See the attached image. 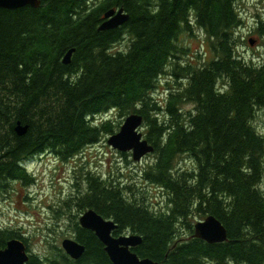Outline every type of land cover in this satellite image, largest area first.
Masks as SVG:
<instances>
[{
	"label": "trees",
	"instance_id": "obj_1",
	"mask_svg": "<svg viewBox=\"0 0 264 264\" xmlns=\"http://www.w3.org/2000/svg\"><path fill=\"white\" fill-rule=\"evenodd\" d=\"M237 1L39 0L37 7L0 8V185L33 182L24 165L33 155L66 160L115 132L113 118L97 120L102 114L139 113L154 148L141 174L159 185L165 202L154 211L130 186L86 172L85 190L65 204L82 256L74 260L54 247L56 256L30 254L25 264H113L94 232L78 222L86 209L113 220L115 236H141L131 248L140 258L264 264V135L252 125L256 108L264 107V52L258 62L237 52ZM113 7H123L127 21L98 30ZM194 27L211 55L182 65L180 35ZM121 41L125 47L114 48ZM162 74L184 83L159 106L151 94ZM183 101L194 109L181 110ZM17 121L27 125L25 134L15 132ZM184 155L195 167L176 166ZM209 214L226 228V241L209 244L192 235V218ZM13 237L27 243L16 230L0 228V249Z\"/></svg>",
	"mask_w": 264,
	"mask_h": 264
},
{
	"label": "rangeland",
	"instance_id": "obj_2",
	"mask_svg": "<svg viewBox=\"0 0 264 264\" xmlns=\"http://www.w3.org/2000/svg\"><path fill=\"white\" fill-rule=\"evenodd\" d=\"M236 8L240 20L235 28L236 50L245 59L258 62L264 52V0H238ZM180 38V45L186 49L185 54L181 55L180 64H199L211 55L208 41L201 29L194 27L191 34L182 33ZM249 40L253 41L252 45ZM125 44L121 41L114 48H124ZM183 83L184 80L169 78L166 74L159 75L157 86L151 95L156 101L163 102L170 91L181 88ZM159 104L160 102L157 103ZM180 107L185 112L194 109L193 104L188 101H183ZM102 117L113 118L114 123L119 125L116 131L125 119L114 111L102 114L97 120ZM252 125L264 135V107L256 108ZM141 131L145 135L144 124ZM109 135L104 134L100 141L66 160L49 152L31 156L25 161L26 169L33 178L30 184L25 185L18 180L2 181L0 228L13 229L24 235L29 254L56 256L57 249L54 247L62 249L63 239L75 238L65 204L70 202L78 190H85L86 172L102 179L109 178L113 184L130 186L133 193L154 211L164 208L163 191L159 185L145 180L141 174L154 160L153 151L144 155L141 161H134L130 153H122L107 144ZM176 166L192 169L195 164L184 155L177 158ZM129 196L132 197L131 192ZM72 213H75L74 209ZM82 213L78 216V222ZM198 220L201 219L196 216L192 218V223ZM187 233L186 230L181 231L183 239L188 237Z\"/></svg>",
	"mask_w": 264,
	"mask_h": 264
},
{
	"label": "water",
	"instance_id": "obj_3",
	"mask_svg": "<svg viewBox=\"0 0 264 264\" xmlns=\"http://www.w3.org/2000/svg\"><path fill=\"white\" fill-rule=\"evenodd\" d=\"M38 3V0H0V8L17 9L25 5L38 6ZM117 10V15L111 19L108 18L113 14V10L105 12L104 16L107 20L102 23L101 29H108L122 22L124 19H128V16L122 17L121 15L123 7H119ZM249 43L252 45L253 41L249 40ZM71 53L72 50L68 51L65 55V63L70 62ZM142 123L143 118L141 114L131 113L127 115L120 129L108 137L107 144L121 152H131L132 159L139 161L144 155L153 150V147L141 131ZM15 130L18 135H23L26 132V126H21L18 123ZM79 222L83 227L94 232L99 241L104 245V250L113 264H171L155 261L148 257H138L131 248L141 243V236L130 234L118 238L112 237L111 232L116 226L112 221L102 219L93 211L86 212L81 216ZM192 235L209 244L227 240L226 228L213 215L196 221L193 224ZM61 247L75 260L79 259L85 250L83 245L69 238L62 240ZM27 258L24 244L16 239L8 241L7 247L0 250V264H24Z\"/></svg>",
	"mask_w": 264,
	"mask_h": 264
},
{
	"label": "bare ground",
	"instance_id": "obj_4",
	"mask_svg": "<svg viewBox=\"0 0 264 264\" xmlns=\"http://www.w3.org/2000/svg\"><path fill=\"white\" fill-rule=\"evenodd\" d=\"M39 1V0H38ZM38 5H39V3H38ZM30 6H32V5H30ZM33 7H37V6H33ZM117 8H119V7H117ZM117 8H109V9H107L106 11H108V10H113V14L108 18V19H111V18H114L116 15H117V12H118V10H117ZM105 11V12H106ZM105 12H104V14H105ZM121 15H122V17H124V16H128V14L124 11V9L122 10V12H121ZM121 17V18H122ZM107 20V18H105V16L103 15V20L101 21V23L99 24V26H98V30H100V31H102V30H108V29H113V28H117V27H119V26H121L122 24H124L126 21H127V19H124L122 22H120V23H118L117 25H115V26H112V27H110V28H108V29H101L100 28V26L102 25V23L103 22H105ZM70 50H72V53L74 52V48H70V49H68L65 53H64V55H63V57H62V62L64 63V64H66L65 62H64V57H65V55L67 54V52L68 51H70ZM72 53H71V56H72ZM126 118V117H125ZM124 122V121H123ZM20 124L21 126H26V131H27V125H22L19 121H17V123H16V125H15V127L17 126V124ZM123 124V123H122ZM121 127V126H120ZM120 129V128H119ZM14 130H15V128H14ZM15 132H16V130H15ZM117 132V131H116ZM116 132H113V133H116ZM17 133V132H16ZM112 133V134H113ZM25 134V133H24ZM111 135V134H110ZM109 135V136H110ZM108 136V137H109ZM108 139V138H107ZM107 142V141H106ZM150 144V143H149ZM109 145V144H108ZM151 145V144H150ZM111 146V145H110ZM152 146V145H151ZM153 147V146H152ZM113 148V147H112ZM114 149H116V148H114ZM154 149V148H153ZM117 150V149H116ZM119 151V150H118ZM153 151V150H152ZM121 152V151H120ZM24 165H25V162H24ZM26 166V165H25ZM88 211H93V212H95L93 209H86L81 215H80V217H79V219L81 218V216H83L86 212H88ZM97 215H99L97 212H95ZM210 215V214H209ZM208 215V216H209ZM102 219H104V220H108V221H112L113 222V224L116 226L113 230H115L116 228H117V224L113 221V220H111V219H105V218H103L101 215H99ZM207 217V216H206ZM215 217V216H214ZM216 218V217H215ZM205 219V218H204ZM217 219V218H216ZM79 224H80V222H79ZM80 226L81 227H83L81 224H80ZM83 228H85V227H83ZM88 229V228H87ZM112 230V231H113ZM111 235H112V233H111ZM130 235V234H129ZM132 235H137V234H132ZM121 236H128V235H121ZM139 236V235H138ZM112 237H114V238H118V237H120V236H113L112 235ZM12 239H16L17 241L19 240V241H21L23 244H24V246H25V253H26V255H27V257L29 258V252H28V250H27V246H26V243H25V241H23L22 239H20V238H17V237H13V238H10V239H8L7 241H6V245H5V247L4 248H2V249H5L6 247H7V242L8 241H10V240H12ZM69 239H72V240H74L75 242H77V243H79V244H81L80 242H78L77 240H75V238H69ZM82 245V244H81ZM84 246V245H83ZM2 249H0V250H2ZM65 253H66V251H64ZM67 254V253H66ZM68 256H70L69 254H67ZM71 257V256H70ZM28 258H27V260H28ZM73 259V258H72ZM26 260V261H27ZM75 260V259H74ZM26 261H25V263H26ZM24 263V264H25Z\"/></svg>",
	"mask_w": 264,
	"mask_h": 264
},
{
	"label": "flooded vegetation",
	"instance_id": "obj_5",
	"mask_svg": "<svg viewBox=\"0 0 264 264\" xmlns=\"http://www.w3.org/2000/svg\"><path fill=\"white\" fill-rule=\"evenodd\" d=\"M128 153H130V152H126L125 154H128ZM114 231H115V230H113V231L111 232L113 236H115V235H114ZM129 234H130V232L121 231L119 234H117V236H121V235H129ZM117 236H116V237H117Z\"/></svg>",
	"mask_w": 264,
	"mask_h": 264
}]
</instances>
